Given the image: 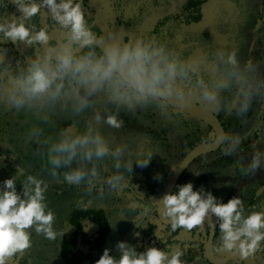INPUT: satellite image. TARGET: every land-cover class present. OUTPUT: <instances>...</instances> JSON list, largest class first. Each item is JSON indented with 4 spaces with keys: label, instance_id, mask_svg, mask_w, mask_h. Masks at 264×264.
<instances>
[{
    "label": "rangeland",
    "instance_id": "obj_1",
    "mask_svg": "<svg viewBox=\"0 0 264 264\" xmlns=\"http://www.w3.org/2000/svg\"><path fill=\"white\" fill-rule=\"evenodd\" d=\"M95 2L101 10H99L101 21L105 22L106 27L108 25L107 28L113 32L114 40L118 44H122L125 38L136 37L162 42L167 51L181 59H187L194 65L193 78L203 77L208 86L217 92L216 101L209 102L201 98L200 86L193 78L178 80L179 86L186 88L184 91L189 98L208 105L217 116L229 124L226 132L227 144L221 150L210 153L211 155L200 158L190 165L185 179L181 180L179 185L191 182L194 188L211 192L218 200L224 202L233 196H239L246 209L250 205H255L253 210L264 211V0H207L202 7V16L194 26L185 27L180 22H167L159 28L158 21L180 12V8L187 0H99V2L95 0ZM9 4H0V23L13 19L12 7ZM47 16L46 13L39 12L41 19ZM26 23L24 22V25ZM24 48L28 49L26 46ZM231 52H235L239 62L237 78L228 76L231 67L225 60ZM13 58L7 55L3 59V56H0V63H10ZM220 76L231 79V84L226 88L216 89L215 83ZM5 78L6 75L0 73V102L3 94L11 91L9 89L11 85ZM242 92L250 93L248 106L244 111L240 108ZM71 95L73 110L77 115L91 119L88 127L97 130L108 148L113 145L115 149L123 148L119 157H114L109 150L103 156L107 161L98 163L93 157L85 166L86 170L95 168L96 175L103 177L97 190L100 194L95 198H100L101 202L104 201L103 204L110 202L120 207L117 213H111L116 225L113 234L115 257L119 258L120 255L115 247L118 241H126L137 250L151 231H154L161 240L159 246L161 249L172 247L175 251L180 248L185 253L190 249H197L202 237L205 243L208 238L206 226L212 221L211 213L198 233L196 230L172 232L170 227L162 225L155 214L157 201L161 199L177 169L178 161L186 152L188 154L191 151L189 149L191 146L199 143L197 137L200 136L191 133L190 138L183 140L175 121L154 110L149 111L146 106L148 103L143 106L137 104L127 109L123 105L110 102L103 91H97L87 97V106L77 111L78 98L73 92ZM80 95H84L83 91ZM97 112L101 113L102 118H96ZM114 112H118V119L122 115L132 118L142 112L147 117L141 116L137 124H123V127L116 129L105 123L103 118L104 115ZM161 127L169 128L168 136L175 145L173 151L175 157L170 159L172 164L168 172L159 171L154 177L151 176L153 178L151 179L144 173H138L136 161L146 150L156 152L149 142H152L153 137L159 143L163 142L158 134H151L153 131L159 132ZM202 129V136L209 133L204 125ZM148 132L150 134H147ZM79 151L83 153L84 149L81 148ZM257 153L259 167L251 169L252 157ZM78 155L76 157L79 159ZM229 156L232 159L231 163L225 160V157ZM75 158L72 160L73 165H77ZM117 160L120 162L119 168L115 167ZM129 164L130 170L126 167ZM117 173L124 179L121 186L113 188L107 184V178ZM157 176L159 180L156 179ZM95 185L91 184L90 189L93 190ZM87 198L90 199L91 196L87 195ZM253 198L255 203L251 204ZM89 202L91 203V200ZM121 207L132 210L131 224H127V216L122 215L120 218ZM215 243L219 244L220 241L215 240L212 247ZM150 246L158 247L155 242ZM226 256L225 251L213 254L219 263ZM255 258L257 264H264L263 256L257 255ZM198 260L195 259L191 264H210L206 261L197 262ZM244 263L251 264L250 258L242 261L233 253H230L226 261V264Z\"/></svg>",
    "mask_w": 264,
    "mask_h": 264
},
{
    "label": "clouds",
    "instance_id": "obj_2",
    "mask_svg": "<svg viewBox=\"0 0 264 264\" xmlns=\"http://www.w3.org/2000/svg\"><path fill=\"white\" fill-rule=\"evenodd\" d=\"M14 3L23 19L16 17L0 23V39L26 41L28 44L48 43L45 29L32 35L23 23L24 19L38 16L44 7L50 11L52 20L61 29H67L70 35L59 46L50 45V49L55 50L54 57L52 51H46L42 57L32 58L23 71L12 77L8 95L12 106L23 107L27 101L46 93L57 98L67 91L77 96V111L86 107L87 97L97 91H103L110 102L127 109L173 96L183 101L185 91L178 80L192 78L195 67L187 59L167 51L162 42L147 41L143 37L125 38L122 44H109L101 51L93 47L95 30H89L90 22L85 20L81 0H41L39 4L34 0H14ZM77 45L85 51L77 54ZM225 62L231 67L228 76L237 78L239 62L235 52L229 53ZM195 82L200 86L202 99L216 101L217 92L203 77H195ZM231 82V79L220 76L215 88H226ZM81 91L84 95H80ZM242 97L240 108L244 111L250 93L242 92ZM96 118H102L101 113L97 112ZM103 118L113 128L123 127L118 112ZM65 133L67 129L62 130V138L49 150V164L53 168L70 165L80 148L84 149V161H91L93 157L100 159L109 152L104 138L91 127L76 135ZM122 152L123 148L117 147L112 150V155L119 157ZM151 159L149 151L137 159L136 165L147 167ZM115 167H120L119 160ZM126 167L131 169L130 164ZM250 167H259L258 153L253 155ZM89 171L96 175L95 168ZM86 175L88 172L76 167L65 172L63 178L72 185L79 184ZM123 179L117 173L107 178V184L116 188L121 186ZM47 189L48 185L34 175H27L20 181L19 190L15 174L0 181V264H11L28 252L32 247L33 232L48 241L62 235L55 230V213L49 208L45 196ZM156 207L160 209V216L170 224L172 232L196 230L198 233L211 213L217 223L209 224L208 229L210 232L218 229L216 240L220 241L211 248L212 254L231 252L242 261L264 256V211L253 210L255 205L246 209L239 196L224 202L188 182L166 193L157 201ZM115 247L120 252L119 258L112 256L110 249L106 248L95 264H184V252L180 248L173 251L172 247L153 246L138 252L126 241H118Z\"/></svg>",
    "mask_w": 264,
    "mask_h": 264
},
{
    "label": "trees",
    "instance_id": "obj_3",
    "mask_svg": "<svg viewBox=\"0 0 264 264\" xmlns=\"http://www.w3.org/2000/svg\"><path fill=\"white\" fill-rule=\"evenodd\" d=\"M97 1L99 2V0ZM9 2H12V4H9ZM34 2L39 4L41 0H34ZM206 2L207 0H187L186 4L180 8V12L159 20L157 27L159 28L160 25H164L167 22H180L185 27L194 26L201 18L202 7ZM81 3L85 20L86 22H90L88 25L89 30H95L93 32L94 49L102 51L106 45L117 43L114 40L113 32L107 28L108 25L106 27L104 25L105 22L101 21L100 9L95 0H86V3L85 0H81ZM0 4L11 5L13 19L16 17L23 19L14 0H0ZM46 11H49L46 7L40 10V12L46 13L48 15L47 17L41 19L38 14V16L31 19H24L23 23L27 22L25 27L31 30L32 35H35L40 29H45L49 36L48 43L41 44L34 42L28 44L26 41L17 40L12 42L0 39V56H3V59L7 55H9V58L11 56L14 57L10 63H0V73L1 75H6L5 79L9 81L10 85L12 83V77L18 72L23 71L24 67L28 65L32 58L38 55L42 57L46 51H51V44L55 43L59 46L70 35L68 30L61 29L52 20L51 13ZM24 46L28 47V49L26 50ZM75 47L77 54L85 51V49L80 48L78 45ZM54 56L55 52L53 54ZM193 81H195V78H193ZM9 87L11 89V86ZM183 88L186 90L185 87ZM8 95L9 92L3 94L0 102V181L15 174L17 176L19 190L20 181L27 175H34L43 180L48 185L45 193L47 204L55 213V230L62 233L56 240L48 241L33 232L31 249L20 259L12 261L11 264H95V261L99 259L103 250L106 248L110 249V254L115 257L113 234L116 225L112 220L111 213H117L120 207L110 202L103 204L102 202L104 201L101 202L100 198H95L100 194L97 190L103 177L99 174L92 175L89 171L90 169L86 170L85 166L87 161L82 160L83 153L79 151L81 148L78 149L77 153L80 155H78L80 158H75L77 165H73L71 161L70 165L65 166L61 164L59 168H53L49 164V150L53 144L62 138V130L67 129V133L65 134L76 135L83 133L89 128L88 125H90L91 119L77 115L75 110H73V103L70 99L72 97L71 91H67L57 98H52L47 93L42 94L27 101L20 108H16L10 104ZM185 96L187 97L186 93ZM146 106H148L149 111L155 110L171 121H175L174 123L179 126L180 134L183 135V140L190 138L191 133L195 136H200L197 137L199 143L191 146L189 148L191 150L202 144H210L216 138L215 131L210 125H205L200 120L180 113V111H177L170 104L156 100L149 101ZM176 111L181 115H178ZM141 115H144V113H139L132 118L127 117V115H122L120 120L124 124L134 125L137 124V120L140 119L139 116ZM216 117L224 129L223 142L214 151L195 157L190 162V165L200 158L221 150L227 144L228 137L226 132L229 126L228 121H223L222 117L220 118L217 115ZM202 125L207 127L209 132L203 136ZM92 129L97 132L96 129ZM169 133L168 127H161L159 132L153 131L151 133L158 134V137H161L160 139L163 142L159 143L154 137L152 138V142H149V145L154 147L156 152L152 153L151 150L145 151V154L149 151L152 153V159L147 167L137 166L139 168L137 170L139 174L144 173L146 177L153 179L154 174H158L159 171L167 170L168 172L172 164L170 163V159L175 157L173 153L175 151V145L172 144V140L168 136ZM147 134H150V132ZM245 145L242 144V146ZM114 149L115 147L113 145L112 147L110 146L109 150L112 153ZM145 154H141L139 159L143 158ZM186 155H188L187 152L178 161V165L182 163ZM104 159L103 157L100 159L96 158V162L107 161V159ZM225 160L228 163L232 162L230 156L225 157ZM107 164L109 163L107 162ZM190 165L178 176L172 190L179 185L181 180L185 179ZM76 167L83 168L88 172V175L79 184L69 185L64 181V173ZM91 184H96L93 190L90 189ZM87 195L91 196V198L88 199ZM254 198L250 201L251 204L255 203ZM90 200L91 203L89 202ZM113 200L116 199L113 198ZM86 202H89V204ZM121 210L123 213H120V218H122V215L124 217L127 216V224H131L132 210L127 207H121ZM158 210L159 208L156 207L155 214L159 221L163 226L170 227L168 221L159 216ZM211 217L212 221L210 224H213L215 217L212 214ZM206 231L208 233L207 237L209 240L211 239L213 244V240L217 238L216 231L218 229L214 231L213 236H211L212 232L209 231L208 225L206 226ZM202 239L203 237L200 239V245L197 249H190L184 253L182 257L185 262L184 264H191L195 259H199L197 262L202 263V261H206L207 263L215 264L207 255L208 251L206 248L208 247L209 240L204 243ZM160 241L156 233L151 231L141 247H137V251H143L151 247L150 244L152 242H155L156 246L159 247ZM250 263L257 264L256 258H250Z\"/></svg>",
    "mask_w": 264,
    "mask_h": 264
},
{
    "label": "water",
    "instance_id": "obj_4",
    "mask_svg": "<svg viewBox=\"0 0 264 264\" xmlns=\"http://www.w3.org/2000/svg\"><path fill=\"white\" fill-rule=\"evenodd\" d=\"M163 101L169 103L171 106L182 111L183 113L190 115L196 119H199V120L203 121L204 123H206L207 125H210L215 131L216 138H215L214 142H212L210 144H203V145H200V146L194 148L187 155V157L184 159V161L177 167V169L173 173L169 183L167 184V187H166L162 197L166 193L172 191V188L174 187V185L178 179V176L186 169V167L190 164V162L195 157L202 155V154H205V153H208V152H212L221 145V143L223 142V132H224L223 128H222L220 122L218 121V119L216 118V116L205 106L196 104V103L186 99L185 97H184L183 101L178 100L175 96H173L171 98H167L166 100H163ZM158 213L160 216V209L158 210ZM216 223H217L216 218H214L213 224H216ZM213 234H214V231L211 233V236H213ZM211 245H212V242L210 239L208 241V247L206 248L208 251L207 255H208L209 259L211 261H213L215 264L226 263V261L229 259V255L231 252H227L226 258L222 262L219 263L218 261H216L212 257L213 254L211 252V248H212Z\"/></svg>",
    "mask_w": 264,
    "mask_h": 264
},
{
    "label": "flooded vegetation",
    "instance_id": "obj_5",
    "mask_svg": "<svg viewBox=\"0 0 264 264\" xmlns=\"http://www.w3.org/2000/svg\"><path fill=\"white\" fill-rule=\"evenodd\" d=\"M51 51H52L53 54H54L55 50H54V49H51ZM185 98L188 99V100H190V98H189L188 96H187V97L185 96ZM160 101H161V100H160ZM190 101H192V102H194V103H196V104H199V105L205 106L206 108H208V109H209V110H210V111L216 116V114H215V113L209 108L208 105L200 104V103H198V102H195L193 99H191ZM162 102L167 103V102H165V101H162ZM167 104H169V103H167ZM172 107H173V106H172ZM174 108H175V107H174ZM175 109H176V108H175ZM154 111H155V110H154ZM177 111H180V110L177 109ZM177 111H176V112H177ZM177 113H178V112H177ZM180 113L185 114V113H183L182 111H180ZM180 113H178V115H181ZM186 115H187V114H186ZM141 116H143V117H147V115H145V113H144V115H141ZM141 116H139V117H141ZM188 116H190V115H188ZM188 116H187V117H188ZM190 117H192V116H190ZM192 118H194V117H192ZM216 118H217V117H216ZM194 119H196V118H194ZM197 120H199V119H197ZM200 121H201V120H200ZM218 121H219V120H218ZM201 122H203V121H201ZM219 122H220V121H219ZM203 123H204V122H203ZM204 124L207 125L206 123H204ZM220 124H221V123H220ZM221 126H222V125H221ZM223 131H224V129H223ZM223 133H224V132H223ZM202 145H203V144H202ZM199 146H200V145H199ZM197 147H198V146H197ZM195 148H196V147H195ZM192 150H193V149H192ZM192 150H191V151H192ZM191 151H190V152H191ZM190 152H189V153H190ZM189 153H188V154H189ZM186 157H187V155H186ZM186 157H185V158H186ZM183 161H184V160H183ZM183 161H182V162H183ZM189 165H190V164H189ZM189 165H188V166H189ZM178 166H179V165H178ZM188 166H187V167H188ZM187 167H186V168H187ZM174 172H175V171H174ZM213 239H214V238H213ZM202 240L204 241V239H202ZM208 240H209V238H207V241H208ZM215 240H216V239H215ZM215 240H213V242H214ZM207 241H206V242H207ZM212 257H213V256H212ZM213 258H214V257H213Z\"/></svg>",
    "mask_w": 264,
    "mask_h": 264
}]
</instances>
